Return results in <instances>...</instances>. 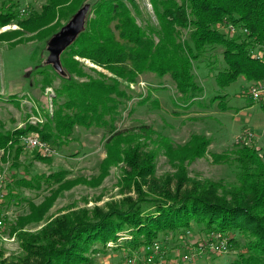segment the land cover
I'll return each instance as SVG.
<instances>
[{
    "label": "trees",
    "instance_id": "1",
    "mask_svg": "<svg viewBox=\"0 0 264 264\" xmlns=\"http://www.w3.org/2000/svg\"><path fill=\"white\" fill-rule=\"evenodd\" d=\"M151 1L158 22L145 27L138 23L133 11L137 7L135 0H130L132 7L126 0H94L84 30L61 55L66 74L51 65L55 78L61 81L55 88L57 108L52 114L46 112L47 121L42 126L28 124L1 132L0 148L14 152L18 158L26 146L21 138L32 131L39 132L40 138L54 147L69 138L77 126L114 133L121 118V100L132 98L127 86L146 72L170 76L183 102L190 104L204 92L194 73V61L210 47L223 48L226 66L216 76L220 86L227 87L240 76L250 83L264 80V61L249 54L250 40L264 41V0ZM85 3L86 0H47L40 10L24 16L18 2L4 1L0 29L16 23L14 32L35 30L39 37L50 39L63 26L51 24L54 18L69 20ZM232 23L247 28L248 33L230 36L225 27ZM7 32L0 33V38ZM18 40L15 45L24 41ZM86 61L109 73L91 66L97 74L91 75L84 68ZM218 98L217 94L212 101ZM223 102L219 103L222 108ZM210 144L211 140L199 133L185 144L165 141L166 154L179 168V186L172 188L168 177L163 181L154 178L149 191L143 185L149 183V176L154 177L157 153L141 157L139 145L117 150L113 156L130 166L126 177L135 185L136 199L128 197L108 209L69 211L36 231L22 228L16 234L23 253L6 258L0 251V264H96L85 252H107L111 247L136 249L156 240L169 243L170 233L178 241L176 237L187 233L194 223L208 232L243 233L245 241L237 258L219 264H264V151L239 141L234 144V161L240 168L236 183L218 184L207 179L184 186L186 163L203 157ZM35 156L45 159L39 153ZM64 176L65 171H57L42 177L48 181L62 180ZM19 180L31 185L25 178ZM10 194L12 191L7 197ZM43 212L35 213L38 217L34 221L39 222ZM161 235L166 236L160 239ZM96 243L101 247H93ZM231 244L236 246L238 240L229 237Z\"/></svg>",
    "mask_w": 264,
    "mask_h": 264
},
{
    "label": "rangeland",
    "instance_id": "2",
    "mask_svg": "<svg viewBox=\"0 0 264 264\" xmlns=\"http://www.w3.org/2000/svg\"><path fill=\"white\" fill-rule=\"evenodd\" d=\"M4 1L8 0H0V7L4 6ZM12 1L20 4V11L25 8L27 12L24 16L33 10H40L47 2ZM126 1L132 7L130 0ZM86 2L92 8L94 0ZM135 2L137 11H133L140 25L149 27L158 22L151 0ZM90 13L91 9L87 18ZM67 21L55 17L51 24L58 22L65 25ZM16 28L18 25L13 23L0 29V33L9 31L0 38V133L28 124L42 126L47 121L46 112L52 114L57 108L55 88L61 82L60 78H55L51 65L47 63L49 39L39 37L35 30L14 32ZM18 39L24 41L15 45ZM222 51L223 48L219 46L207 48L194 61V73L198 83L204 87V92L202 97L190 104L183 102L170 76L161 77L146 72L126 88L132 98L121 100V118L118 119L116 130L119 134L96 127L77 126L65 142L59 141L55 154L25 146L16 158L14 152L7 153L0 148V176L5 177L8 192L12 191L2 204L5 225L0 231V251L4 257L23 253L16 234L22 228L36 231L69 211L84 208L93 210L95 207L108 209L109 205L123 203L128 197L136 199L138 193L135 185L126 177L130 166L113 156L117 150L122 151L129 145H139L138 155L141 157L157 153L154 177L149 176L146 179L149 183L143 185L146 191L151 189L154 178L163 181L168 177L172 179V188L179 186V168L166 154L163 145L168 139H172L175 145L185 144L196 133L206 135L211 144L203 157L186 163L184 186L194 180L207 179L218 184L236 183L240 168L234 161V144L244 141L258 148L261 153L264 151V108L246 95L250 81L243 76L227 87L218 84L217 73L226 66ZM86 62L85 70L97 75L90 69L96 65ZM96 67L109 73L100 66ZM45 69L46 73L39 72ZM51 82L52 86H47ZM217 94L219 98L212 101V97ZM220 101H224L225 107H221ZM53 131L56 133L57 129L53 128ZM28 135L40 138L37 131L29 132ZM21 142L24 144L22 138ZM35 153L45 159L39 160ZM57 171H65L62 180L51 178L47 181L42 177ZM39 176L42 178L37 183ZM21 178L31 181V185L19 182ZM139 181L144 182L143 179ZM41 211H44V216L39 222L34 221L33 218L38 217L35 213ZM207 232L202 225L194 223L189 232L180 238L176 237L178 241L170 233L167 238L170 242L165 245L169 264L205 243ZM227 235L238 240L236 246L231 244L228 253L204 250V253L201 251L202 256L196 255L190 261L179 263L219 264L235 260L243 248L245 237L239 231ZM165 236L161 235L160 239ZM93 247H101V244L96 243ZM127 251L111 247L107 252L88 251L85 254L93 257L96 264H112L123 260Z\"/></svg>",
    "mask_w": 264,
    "mask_h": 264
},
{
    "label": "built area",
    "instance_id": "3",
    "mask_svg": "<svg viewBox=\"0 0 264 264\" xmlns=\"http://www.w3.org/2000/svg\"><path fill=\"white\" fill-rule=\"evenodd\" d=\"M27 11L23 8L20 11L21 15H24ZM225 31L230 36H235V34H246L248 33L247 28L238 27L236 24H230L225 27ZM249 54L251 57L257 60L264 61V41H258L253 38L249 41ZM246 95L250 100L255 103L264 105V80L258 82L250 83ZM23 143L26 146L37 148L41 152L46 154H55L57 148L50 145L47 141L39 138L37 135H25L22 137ZM7 181L4 176H0V231L5 225V211L2 210V204L7 198ZM190 231V230H189ZM188 231V232H189ZM167 242L156 240L150 245L142 246L136 249H128L127 255L119 263L112 264H169L167 253L165 250V245ZM110 246H114L113 242H109ZM191 249V247H189ZM204 250L213 253H227L230 250L229 237L227 234L213 230L208 233V239L205 243H201L197 249L192 252H186L180 255L179 258L174 259L173 264H180L181 261H190L196 255H201ZM202 251V253H201ZM110 264V263H109Z\"/></svg>",
    "mask_w": 264,
    "mask_h": 264
},
{
    "label": "water",
    "instance_id": "4",
    "mask_svg": "<svg viewBox=\"0 0 264 264\" xmlns=\"http://www.w3.org/2000/svg\"><path fill=\"white\" fill-rule=\"evenodd\" d=\"M90 9L91 4L89 2L85 3L74 13L67 23L49 39L47 63L52 65L53 68L62 75H65L66 72L61 62V55L84 30Z\"/></svg>",
    "mask_w": 264,
    "mask_h": 264
}]
</instances>
